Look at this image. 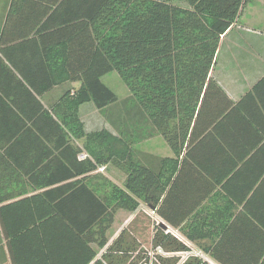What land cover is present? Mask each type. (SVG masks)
I'll return each mask as SVG.
<instances>
[{
	"label": "trees",
	"instance_id": "obj_1",
	"mask_svg": "<svg viewBox=\"0 0 264 264\" xmlns=\"http://www.w3.org/2000/svg\"><path fill=\"white\" fill-rule=\"evenodd\" d=\"M184 1L186 5L167 0H87L81 15L72 13L64 19L50 14L48 18H61L55 29L37 28L40 42L50 45L41 47L44 57L57 48L65 80L80 84L69 100L70 127L62 125L64 116L54 119L45 110L39 115L35 111L25 114L30 122L35 117L31 126L0 127V164L19 168L12 167L32 186L43 188L20 199L26 204L22 222H0L12 264H141L148 262V252L132 225L109 243L107 231L115 211H134L143 203L175 227L191 213V206L184 210L174 204L176 179L167 188L169 170H160L159 162L164 164L166 158H156L154 164L135 161L130 158L126 137L112 136L106 130L86 134L85 151L66 138V129L73 136L84 137L76 114L79 104L91 101L104 113L119 102L101 81L105 74L116 71L130 94L125 101L134 104L151 126L142 137L161 135L176 158L182 155L181 171L186 164L202 167L199 159L194 160L199 144L213 136L212 131L236 104L210 71L220 36L247 0ZM4 74L3 78L13 79L15 89L23 90L32 100L36 99L33 92L45 91L63 80L46 74L44 84H38L30 78ZM263 83L264 76L242 101L257 98ZM4 88L0 84V90ZM119 108L127 113L128 106ZM107 163L118 164L124 172L123 189L106 181L107 188L111 185L118 194L107 190L99 195L84 177ZM254 194L246 205L232 208L229 217L215 227L219 236L209 256L218 263L264 264V207L250 205ZM178 209L181 214L176 217L173 211ZM149 246L165 252L187 249L159 224L152 227ZM155 257L160 264L179 261L178 256ZM181 264L206 263L188 257Z\"/></svg>",
	"mask_w": 264,
	"mask_h": 264
},
{
	"label": "crops",
	"instance_id": "obj_2",
	"mask_svg": "<svg viewBox=\"0 0 264 264\" xmlns=\"http://www.w3.org/2000/svg\"><path fill=\"white\" fill-rule=\"evenodd\" d=\"M86 3L87 0H0V84L5 87V91L0 90V127L22 123L31 126L35 117L30 122L25 114L35 111L39 115L42 110L54 119L64 116L62 125L70 127L67 123L71 112L69 100L80 83L65 80L67 74L57 48H52L47 59L44 57L41 47L50 45L40 42L36 30L39 26L47 31L54 30L61 18H48L50 14L55 16L56 13L64 19L72 13L81 15L86 10ZM173 3L186 5L182 0ZM240 16L241 13L220 36L210 71V76L236 104L218 124L219 128L212 131L213 136L202 139L199 144L194 160L199 159L204 168L186 164L181 171L182 155L176 158L161 135L143 138L151 126L140 117L132 103L125 114L122 108L115 107L117 103L101 113L93 102H83L77 106L76 114L84 137L73 136L66 129L67 141L75 147L85 146L86 134L106 130L112 136L126 137L130 158L135 161L154 164L156 158H166L164 164L159 162L160 170H169L167 188L176 179L178 195L174 204L184 210L190 206L193 209L176 227L159 216L158 220L167 227V232L187 247L200 249L208 256L219 236L215 227L229 217L232 208L246 205L253 193L256 194L250 205L264 207V102H260V99L264 100V83L257 98L248 97L242 101L264 76V23L252 27L241 22ZM4 73L13 74L17 79L30 78L38 84H44L46 74L63 80L45 91L33 92L36 99L32 100L23 90L15 89L13 79L3 78ZM66 91H69L68 101L65 100ZM129 95L128 92L126 97ZM102 166L105 168L103 172L95 170V175L85 174L84 181L99 195L109 190L106 181L123 189L125 174L120 166L116 163ZM12 167L16 168L0 164V222L18 224L22 222V216L25 217L23 205H26L20 199L41 192L43 188L32 186L20 170L15 171ZM139 209L150 216V208L143 203H139L134 211L121 208L115 211L113 223L107 231L109 243L123 228L135 222ZM179 210L173 211L176 217L181 214ZM103 251L104 248L99 249L96 257H100ZM0 264H12L1 226Z\"/></svg>",
	"mask_w": 264,
	"mask_h": 264
},
{
	"label": "rangeland",
	"instance_id": "obj_3",
	"mask_svg": "<svg viewBox=\"0 0 264 264\" xmlns=\"http://www.w3.org/2000/svg\"><path fill=\"white\" fill-rule=\"evenodd\" d=\"M167 1L173 2L180 0H167ZM240 21L250 24L252 27H256V28L261 23H264V0H247L241 12ZM101 81L104 85H106L110 90H112L116 94L119 101L117 104L119 106H128V107L130 106L131 103L125 101L126 95L128 94L129 91L116 71H111L105 74L101 78ZM112 111L114 112L115 110L112 108ZM104 118H106V115H104ZM94 172L95 171L93 170L91 172L92 173L91 175H95L96 173ZM109 184H113L112 181L109 182ZM108 188L110 190V194L111 193L112 195H114V193L118 194L117 191L111 187V185H109ZM144 210L146 209L144 208ZM156 220H158L156 216H153L152 218L151 216H148L142 209H139L138 214L135 218V222L131 224L134 228L133 229L134 233L136 234V236L139 237V240L141 241L140 244L146 248L147 252H151L152 254H153V250L149 246V242H150V235L152 234V227L155 224ZM97 255H98V251H97ZM157 256L159 255L157 254Z\"/></svg>",
	"mask_w": 264,
	"mask_h": 264
},
{
	"label": "built area",
	"instance_id": "obj_4",
	"mask_svg": "<svg viewBox=\"0 0 264 264\" xmlns=\"http://www.w3.org/2000/svg\"><path fill=\"white\" fill-rule=\"evenodd\" d=\"M79 157L81 159H84L85 155L81 154ZM104 169H105L104 166H98L96 170L98 172H103ZM148 214L152 218H153V216H156V213L152 209L148 210ZM156 217L158 218V216H156ZM155 224H160L159 220H156ZM166 230H167V227H166ZM157 254L162 256V257L178 256L179 261L177 262V264H181L188 257H197L201 261L205 262L206 264H220L217 261L213 260L207 254H205L202 250L197 249L195 247H190V246H188L186 250L181 251V252H165L161 247H156L155 250L153 251V254L151 252H148V257H149L148 262H144L141 264H153V263L160 264L155 257Z\"/></svg>",
	"mask_w": 264,
	"mask_h": 264
},
{
	"label": "water",
	"instance_id": "obj_5",
	"mask_svg": "<svg viewBox=\"0 0 264 264\" xmlns=\"http://www.w3.org/2000/svg\"><path fill=\"white\" fill-rule=\"evenodd\" d=\"M159 225H160V227H161L162 229H164V230L166 229V226H165L164 224L160 223Z\"/></svg>",
	"mask_w": 264,
	"mask_h": 264
}]
</instances>
